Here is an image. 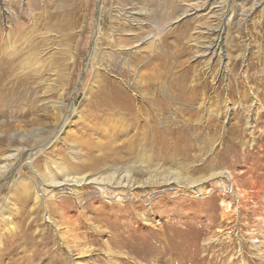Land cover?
Here are the masks:
<instances>
[{
	"label": "rangeland",
	"instance_id": "1",
	"mask_svg": "<svg viewBox=\"0 0 264 264\" xmlns=\"http://www.w3.org/2000/svg\"><path fill=\"white\" fill-rule=\"evenodd\" d=\"M224 1L103 0L99 9L100 0H0V39L5 54L0 57L4 68H0L4 80L0 85V152L17 155L8 161L6 172L0 173V206L6 205L8 223L17 225L15 234L20 236L9 235L8 227L0 221V264H59L55 254L61 255L65 264H264V0H227V10L233 1L235 13L231 16L224 11L223 29L218 32L219 7ZM99 23L100 41H96ZM217 39L224 45L221 56L205 51ZM232 69L242 85L230 87ZM181 79L185 85L177 87ZM147 86L153 90L164 87L169 95L186 90L184 102L165 98L173 108L157 112L161 122L153 123L152 131L154 137L168 143L176 137H185L190 143L186 156H168L166 161L157 157L152 164L137 160L136 166L163 173L168 169L172 174L183 168L190 175L222 168L232 174L240 195L216 190L198 195L195 189L173 185L151 187L143 183L148 175L134 176L133 188L142 187L121 191L130 201L120 203L99 192L91 197L95 213L79 229L82 236L78 237L86 253L68 254L54 235L53 217L32 209L33 195L30 193L27 202L29 194L21 198L22 203L13 195L20 194L18 187L33 178L31 166L41 171L48 160L59 163L73 146L81 151L78 158L85 160L88 154L95 156L92 145L95 148L102 140L116 149L121 144L122 150L134 137L141 139L146 126L135 110L136 117L127 116L116 125L113 121L116 115L121 118L118 114L108 116L111 113L101 111L97 116L95 111L101 102L97 95L107 100L109 90L114 96L121 94L126 98L121 99L123 104L130 103L133 109L139 105L133 94L145 95ZM219 87H224L222 96L217 94ZM57 103L62 114L71 117L59 140L54 141L50 137L58 125ZM72 105L74 113L68 110ZM106 120L104 131L89 130ZM235 124L240 129L233 131ZM240 134L243 147L233 140L240 139ZM48 140L51 143L46 150H34ZM160 146L159 142L156 149ZM129 153L120 154L125 164L135 161ZM194 167L198 173L193 172ZM47 171L45 166L41 172ZM5 177H9V186L1 187ZM91 188L84 189L91 194ZM6 198L11 205L6 204ZM221 202L232 212L226 218L221 217ZM71 207V211L69 206L64 209L77 224L79 207L76 203ZM25 224L30 225L28 230ZM96 225L103 232L92 236L91 228ZM115 232L120 233L119 238ZM41 236L54 240L62 250L54 252L56 248L46 245ZM117 240H123L119 248Z\"/></svg>",
	"mask_w": 264,
	"mask_h": 264
},
{
	"label": "bare ground",
	"instance_id": "2",
	"mask_svg": "<svg viewBox=\"0 0 264 264\" xmlns=\"http://www.w3.org/2000/svg\"><path fill=\"white\" fill-rule=\"evenodd\" d=\"M224 2H223L224 4L221 5V7H219V10H220V18L219 19L220 20L218 21L219 24H217V25H219L218 29H217L218 32H222V29H223L222 25L223 24H222L221 20L224 17V13H225L224 11L227 10L226 3L227 4L229 3V1H227V0L224 1ZM230 3H231L230 7H228L227 11L232 16L235 13V11L233 10L234 9V3H233V1H231ZM99 4H100L99 9H101V6H103V0H100ZM122 11H124V10H122ZM116 13H119V12H116ZM131 15H129V16H131ZM124 18L126 19V17H124ZM124 18H121L122 19L121 21H124ZM17 20L19 21L20 18L17 17ZM100 25H101L100 23H99V25L97 24V29L95 30V33H94V37H95L96 41H98L99 38H100V33H101V28H100L101 26ZM228 40H230V39H228ZM222 45H223V43H221V41H219V39H217V41L213 45H208L205 48L206 49L205 51H207V50H211L212 52L216 51V52H218L217 55L221 56L222 47L224 46V45L223 46ZM233 47H236V46L234 45ZM93 49H94V47H93ZM94 53L95 52L93 51V53H91L88 56V62L92 61V59H93L92 54H94ZM1 55H5V54H4V50H3V43H2V41L0 39V57H2ZM137 63H139V62L137 61ZM166 63L167 62H165V64ZM237 63L234 64V67H236ZM143 65H145V64H143ZM148 66L149 65H147L145 67H148ZM0 68H1V70L4 69L3 66L1 65V63H0ZM133 69L135 70V68H127L126 70H128L130 72L131 70L134 71ZM230 71H231L230 72V76H229V78H230V87H235L234 85H236V84H241L242 85V83L240 82V79L236 75L234 69H232ZM247 79H249V77H247ZM256 79H257V81L259 80L258 78H256ZM256 79H254V80L256 81ZM154 80H155V78H154ZM261 80L262 79H260V81ZM3 82H4L3 73H0V85ZM102 82H104V81H102ZM184 82H185V80L181 79L180 82H178L177 87L184 86L185 85ZM134 83H137V82H134ZM219 84L222 85V82H220ZM263 84L264 83H262V85ZM132 85H135V84H132ZM162 86H164V85H162ZM113 87L116 88L115 86H113ZM136 88H137V85L134 86V89H136ZM223 88L224 87L217 88V94L218 95L222 96L223 92L225 93V90L223 91ZM150 90H152V91H150ZM112 91L113 90H109L108 93L105 94V96H107V98H106L107 100L101 98V97H104L103 95H100V94L97 95V96H100L99 99L101 101L100 104H98L96 106V111L95 112L97 113V116L101 113V111L102 112L111 113V115H108V116H112V115L118 114L121 118H119L116 115L115 118H114V121L112 120L113 121V125H116L117 123L121 124V122H124L125 119H127L126 118L127 116L133 117L135 115V114H133V110H135V112L138 114V116L141 117L142 121H144V123H145L146 128H145V130L143 129V133H144L143 135L145 137L143 135H141L142 138L137 140V138L140 137V136H136L135 135L136 137H134V139H132L131 141H129L127 143H124V145H122V150H121V144L116 149L113 145H108L109 144L108 140H105V141L102 140V142H100V143L97 142V143H95L96 145L94 144L95 148H93V145H92L91 150H93L96 153L95 154L96 157L95 156L91 157L92 156L91 154L86 153V154H88V155H86V158H84L85 155L83 154L84 155L83 158L85 160H83L81 158L80 159L78 158V154H80L81 151L79 150L77 145L73 146L72 148H70V153L68 152V155L65 156L66 158H63V156L61 157L59 163H57V162L56 163H52V162H50V160H48L50 163L49 162L47 163L45 161L46 162L45 166H46V170H48L47 171L48 174L41 172L42 169L45 168V166H43L44 168H42L41 171H39V170L35 171L34 168H33L34 166H31V170H32V173H33L32 174L33 178L29 179V181L26 183V185H22L23 187H18L19 189H21V193L20 194H17V193L14 194L13 193L14 194L13 198L17 199V201H19V202H21V198H25V196H27L29 194V197H26V200H25L27 202L28 199L31 198V196L33 195V199H31V200H33L32 209L33 210H35V209L42 210L46 214H49L50 217H53L52 219L55 220V221H53V227L57 231V233L54 234V235H57V237L60 240L61 244L64 246V248H66L68 250V252H69L68 254H72L74 252L77 255H82L83 253H86V252H82L85 248L82 246L83 242L79 241L81 238L79 239L78 237L82 236V233H80L79 229L82 228V225L88 224L89 221L91 220V217H93V215L95 213V211H94V202H93L94 200H91V197H95L96 192H99V193H103V194H109L111 197L113 196L114 199L119 201L120 203L121 202H126V200L130 201L131 197L130 198L128 197V199H125L127 197L123 196V193L125 192V189H128L130 191L132 189L141 188L142 187V185L140 184V185L135 186L133 188V184H135L134 183V179H133L134 176H137V175L138 176L148 175V178L146 179L148 181L143 182V183H148V185H150L151 187H154L156 185L157 186H160V185H166V186L173 185L176 189L177 188L178 189H183L185 187L190 189V190L191 189H195L194 192L196 194H198V195H203V194L206 195V194H209L211 192H212L211 194H213L215 190L219 191V193L221 191V193H225V195L227 193H233V195L237 196V197L240 195V193H238L239 189L236 187L237 184H236L235 180L233 179L232 174L230 172H227V171H222L221 170L222 168H215L216 170L209 171L208 173H205V174H198V175L192 174L194 176L190 175L191 173L188 174L186 172V170H184L182 168V170L185 171V173L187 174V176H183V175H181V173L183 171H181V173L172 174L167 169V171L165 170L166 171L165 173L160 172V171H159L160 172L159 173L158 170H156V169H154V170L151 169V168L149 169V168H146L145 166H141V165H140V167L136 166L137 160H141L143 162L144 161L145 162H149L150 161V164H152L154 160L153 161H151V160L152 159H156L157 160V157L159 159H163V160L166 161L168 156H171V157H183V156L187 155V152H188L187 145L190 142H188L185 139V137L169 138L168 139L169 143H168L167 141H165V139H160L159 140L158 138L154 137L153 131H152L153 130L152 129L153 128V126H152L153 123H155L157 120L160 121V119H161L157 112H160V111H163V110H170V109L172 110V108H173V104L165 102V98L167 100H170V101H175V100H177L179 98V99L183 100V102H184V101H186V99H182V98L186 97V95H187L186 90H184V89L183 90H178L179 92L176 95L175 94H170L169 95V93L165 92L166 90H165L164 87L161 88L160 90H153L152 87L148 88V86H147V91L148 92L145 93L146 96L142 95L141 93H137V92H136V94H133L135 98L139 99V102H138L139 105H136L137 107L134 106L133 109H132V105H130V103L123 104L121 99H126V98L122 97L121 94H119L118 92H117L118 95L114 96L112 94ZM164 92L166 93V95L164 94ZM229 92H230V90H229ZM262 93H264V91ZM60 96H62V95H60ZM63 99H65V98H63ZM185 103H187V102H185ZM107 104H109V105H107ZM60 105H61L60 103H57L56 107H55V111L57 113L55 118H56V120L58 122V125L55 128H57V129H55L52 137H50L51 140H54V141H58L59 140L60 135L63 132V129L65 128V126L70 124V122H69L70 120H68V119H69V117H71V114H69L67 117L65 115H63ZM68 110H70V111L73 110V105L70 106ZM74 112H76V111L73 110L72 113H74ZM181 115H182V113H181ZM135 117H136V115H135ZM158 117H159V119H158ZM107 120H106V122L104 121L103 123H101L99 126H95L94 129H91L92 127H90L89 130L90 131L91 130H96L97 133H99L101 131H104L107 128V127H105L108 124ZM109 122H111V121H109ZM232 127L234 128L233 131H235L236 128L237 129L239 128V125L235 124ZM84 129H86V128H84ZM87 130L88 129H86V131ZM136 131H137V129H136ZM240 136H242V137H240V139H238L239 136H237L236 139H233L231 136H230V138L235 140V141H237V143H240V145H239L240 147L241 146L243 147V144H241V142H242L241 140H243V135L240 134ZM19 137L22 139L23 136H19ZM37 137H38V135H37ZM223 137H224V139L225 138L227 139L226 132H224ZM4 140H6V142L10 141L9 137H8V139L5 138ZM51 140L45 141L44 143L41 142L42 144H40L39 141H38V143L40 145L37 144V146H35L34 150H37L39 152H41L43 150H46V148H48V146L50 145ZM158 140H159L160 143H162V146H160L161 148L156 149V146L159 143V142H157ZM136 141H137V143H136ZM133 142L136 143L135 146L133 145ZM82 143H83L84 146H88V143H84V142H82ZM54 144H55V142H54ZM229 146H231V145H229ZM7 147L9 149L10 145L7 146ZM8 149L6 151H10ZM118 149H120V153L117 151ZM127 151L130 152L129 156L132 157V159H134L135 161L133 160L134 162H132V163L129 162V163L125 164V163H123L124 162L123 161L124 158L121 157L120 154L121 153L124 154ZM204 151L205 150H203V152ZM22 152L24 153L25 151L23 150ZM157 153H159V154H157ZM25 154H27V152H25L24 155ZM222 154H223V152H222ZM0 155H1V157H0V159H1L0 160V173H5L6 170L10 167L9 164H8V161L11 160V158H13L15 156L17 157V155L12 154V152L11 153H6V152L4 153V151L0 152ZM30 155H31V153H30ZM198 156H201V154L198 155ZM198 156H196V157H198ZM41 158H43V157H41ZM202 161H203V159H202ZM208 163H210V162H208ZM50 165L54 166L53 170H50L51 169ZM141 167H143L144 169L143 168L141 169ZM199 167H201V165H199ZM193 172L194 173H198V168L196 169V167H194L193 168ZM185 173H183V174H185ZM54 174H56V175H54ZM8 183H9V177H5L3 179V184L1 185V187L5 186V185H8ZM91 186H93L94 189L91 188V190L89 191L91 194H89V193L86 192V190L84 188L85 187L88 188V187H91ZM208 186L212 190L207 191L206 188ZM29 190H30V192H29ZM16 191H17V189H16ZM121 191L123 193H121ZM205 191H207L208 193L205 192ZM17 192H19V191H17ZM98 197L99 196H97V198ZM241 197H243V196H241ZM100 199H102V198H100ZM88 200H89V202H87ZM5 201H6V204L11 205V202H9L7 198H6ZM223 202H221V205H222V208H223V211L221 213V217L222 218H224V217L226 218V216L228 214H230L231 209H230V207L227 204L225 205V203H223ZM73 203L74 204L76 203V205L79 207L78 208L79 211H78L77 216L75 218L77 224H75V222L72 221L73 219L71 220V217L68 215L69 210L66 211V209H64V207H68L69 206L70 207V211H71V209H73L71 207L73 205ZM27 205L28 204L26 203V204H23L21 206H22V208H23V206L25 208V207H27ZM5 206L3 208L0 206V221H3L4 227H8V228H6V232L9 235L13 234V236L16 239H20V236L15 234V231L17 229L16 228L17 225L14 227V226L11 225V223H8V220H9L10 217L7 214V209H6ZM32 209L30 208V210H32ZM29 213H30V211H29ZM34 215H35V213H34ZM55 218H57V220ZM26 219H28V218H26ZM103 223H105V222H103ZM29 224H30V222H29ZM25 225H26L25 229L28 230L30 225H27V224H25ZM101 228L102 227H100L98 225L93 226V228H91L92 229V233H91L92 236H94V235L98 236L101 232H103V230ZM77 230L79 232H76ZM43 232H44V230H42V233ZM115 234H116L115 235L116 238L120 237V233L117 234L115 232ZM75 236H76V238H75ZM21 238L23 240H28L27 238H24L22 236H21ZM40 239L42 241H44L46 238L41 236ZM75 239H76V241H75ZM82 239H84V238H82ZM121 242L117 240L116 245L118 246V248L122 246ZM45 244L48 245V246L49 245H53L56 248L54 250V252H56V253H59L62 250V249H60V247H56L55 246L56 243L54 242V240H51L50 238L46 239V243ZM107 248H109V246H107ZM55 256L58 257V259L56 257L55 258H56V260L58 261L59 264L61 262H63V264H65V260L61 257V255L55 254Z\"/></svg>",
	"mask_w": 264,
	"mask_h": 264
}]
</instances>
